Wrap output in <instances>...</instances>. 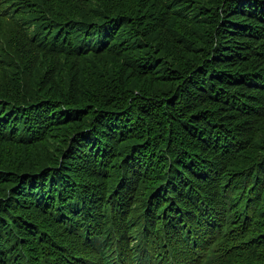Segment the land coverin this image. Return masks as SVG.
<instances>
[{
    "label": "trees",
    "instance_id": "trees-1",
    "mask_svg": "<svg viewBox=\"0 0 264 264\" xmlns=\"http://www.w3.org/2000/svg\"><path fill=\"white\" fill-rule=\"evenodd\" d=\"M0 264H264V0H0Z\"/></svg>",
    "mask_w": 264,
    "mask_h": 264
}]
</instances>
